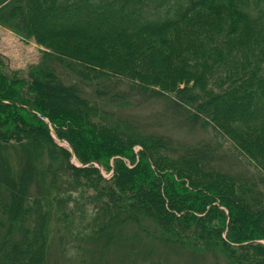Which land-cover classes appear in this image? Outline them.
Wrapping results in <instances>:
<instances>
[{
    "label": "trees",
    "instance_id": "obj_1",
    "mask_svg": "<svg viewBox=\"0 0 264 264\" xmlns=\"http://www.w3.org/2000/svg\"><path fill=\"white\" fill-rule=\"evenodd\" d=\"M0 24L48 49L27 79L0 54V264H264V0H0ZM137 96L210 140L117 113Z\"/></svg>",
    "mask_w": 264,
    "mask_h": 264
},
{
    "label": "rangeland",
    "instance_id": "obj_2",
    "mask_svg": "<svg viewBox=\"0 0 264 264\" xmlns=\"http://www.w3.org/2000/svg\"><path fill=\"white\" fill-rule=\"evenodd\" d=\"M47 50L48 49L44 46L38 45L33 39L31 40L24 38L18 32L0 24V54L4 57L6 70L10 74H18V76L27 79V77H29L28 73L30 70L32 69L33 71L34 68L40 64L43 52ZM47 85L45 89L48 93H50L52 88L49 86V84ZM130 100L132 101L128 102L127 104L122 103V106L119 104V107L122 108V110L115 108L117 109V113L122 115L123 112H125L130 115V119L132 118L138 124L147 127L150 125L151 128L148 129L149 131L153 130L156 133L169 136L171 139L176 138V143L179 145H181V141L190 144V142L194 143L195 140L198 142L200 140H210L211 138L209 132H205L201 129H193L191 131L182 133L181 127L183 125L181 124L185 123L183 122V117H180L179 114L174 113L169 108H167L164 99L137 96L132 97ZM23 128L28 134L27 127ZM183 130L186 131L184 127ZM58 143L59 145L68 148L66 143L60 141H58ZM140 149L141 146H136V152ZM73 163L77 166L81 165L76 158L73 159ZM128 164H130V162H128ZM100 169L104 177H111L113 174V170H107L104 168ZM128 194V191H126L124 194L126 196V202L129 201V198L131 200L135 199L130 197ZM127 196H129V198H127ZM121 231L124 232V229ZM120 240L123 241L122 238ZM145 241L146 240L143 239L142 243H145ZM30 244L31 242L28 241L27 244H23V247L28 248L30 247ZM128 250V247L123 249L119 247L117 248L115 245H111L108 249L103 247V249L100 251L102 252L101 257H103L102 263L109 262L110 264H123L125 262L123 255H126ZM159 257L161 258L160 255ZM171 261L173 264H181L180 260L178 261L173 257L168 258V264H171Z\"/></svg>",
    "mask_w": 264,
    "mask_h": 264
}]
</instances>
